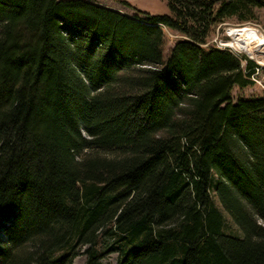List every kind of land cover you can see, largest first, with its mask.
Returning <instances> with one entry per match:
<instances>
[{
	"label": "trees",
	"instance_id": "1",
	"mask_svg": "<svg viewBox=\"0 0 264 264\" xmlns=\"http://www.w3.org/2000/svg\"><path fill=\"white\" fill-rule=\"evenodd\" d=\"M96 2L0 0V264H264L259 67L207 46L264 0Z\"/></svg>",
	"mask_w": 264,
	"mask_h": 264
},
{
	"label": "rangeland",
	"instance_id": "2",
	"mask_svg": "<svg viewBox=\"0 0 264 264\" xmlns=\"http://www.w3.org/2000/svg\"><path fill=\"white\" fill-rule=\"evenodd\" d=\"M121 1H127L133 7L150 15H170L167 0H97V4L116 10L129 17H135L137 12L123 5ZM257 19L254 22L240 23L237 19H228L225 23L214 28L207 46L214 45L223 49H229L234 53L245 56L247 59L255 62L259 69L253 76L254 84L247 88L235 87L232 93V100L236 103L238 100L264 99V8L256 9ZM144 19V15L139 16ZM246 33H250L251 42L244 47L243 37ZM255 38L253 39V37ZM165 53L164 58L167 59L176 42L183 38L179 33L165 28ZM232 45L235 46L232 47ZM246 52V53H244ZM246 62H243V66ZM229 222V219H228ZM230 223V222H229ZM231 224V223H230ZM7 241V238L0 228V244ZM85 251V249H84ZM120 255L118 252L106 254L101 259V264H118ZM87 255L78 256L72 264H86Z\"/></svg>",
	"mask_w": 264,
	"mask_h": 264
},
{
	"label": "bare ground",
	"instance_id": "3",
	"mask_svg": "<svg viewBox=\"0 0 264 264\" xmlns=\"http://www.w3.org/2000/svg\"><path fill=\"white\" fill-rule=\"evenodd\" d=\"M246 36H249L250 35V37L248 38V37H243V44H244V47H247L248 46V44L251 42V40H252V38H251V35L252 34H250V33H246L245 34ZM255 38V36L253 37V39ZM244 53H246V52H244Z\"/></svg>",
	"mask_w": 264,
	"mask_h": 264
}]
</instances>
